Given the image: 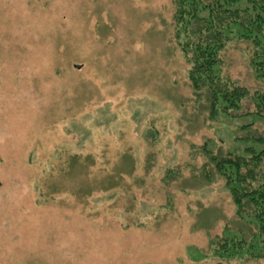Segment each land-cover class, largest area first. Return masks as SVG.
I'll return each mask as SVG.
<instances>
[{"label": "rangeland", "instance_id": "obj_1", "mask_svg": "<svg viewBox=\"0 0 264 264\" xmlns=\"http://www.w3.org/2000/svg\"><path fill=\"white\" fill-rule=\"evenodd\" d=\"M175 10L0 0V264H264L209 257L213 238L252 229L201 147L241 154L264 121L210 119ZM251 51L231 43L224 73L264 93Z\"/></svg>", "mask_w": 264, "mask_h": 264}, {"label": "trees", "instance_id": "obj_2", "mask_svg": "<svg viewBox=\"0 0 264 264\" xmlns=\"http://www.w3.org/2000/svg\"><path fill=\"white\" fill-rule=\"evenodd\" d=\"M177 43L189 65L188 79L194 96L207 104L210 119L251 116L264 121V93L239 85L224 73L223 53L238 41L252 46L250 66L264 81V0H173ZM254 104L248 113L245 103ZM245 110V112H244ZM255 121L242 126L247 134ZM241 154H216L202 146V153L225 181L236 207L235 215L252 229L245 237L227 235L210 241L211 256L220 261L264 259V131L246 137ZM208 167L209 165H205ZM207 257V255H205Z\"/></svg>", "mask_w": 264, "mask_h": 264}, {"label": "water", "instance_id": "obj_3", "mask_svg": "<svg viewBox=\"0 0 264 264\" xmlns=\"http://www.w3.org/2000/svg\"><path fill=\"white\" fill-rule=\"evenodd\" d=\"M78 69L81 67L80 65L79 66H76Z\"/></svg>", "mask_w": 264, "mask_h": 264}]
</instances>
